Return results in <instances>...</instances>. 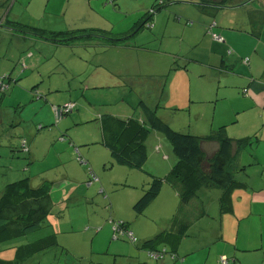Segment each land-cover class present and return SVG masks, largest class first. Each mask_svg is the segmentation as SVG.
<instances>
[{
    "label": "rangeland",
    "instance_id": "374dc122",
    "mask_svg": "<svg viewBox=\"0 0 264 264\" xmlns=\"http://www.w3.org/2000/svg\"><path fill=\"white\" fill-rule=\"evenodd\" d=\"M4 1L0 0V74L10 77L13 84L5 94L0 91V111L12 113L13 107L23 105L17 110L22 112L23 127L10 129L4 113L1 115L0 122L4 124L0 125V193L7 183L24 175L32 177L30 184L34 189L47 181L52 208L39 228L27 231L24 222L7 223L12 238L0 244L1 259L12 261L17 247L54 234L55 247L19 264H118L115 255L128 254L127 247L137 245L127 239L113 240V222L127 223L132 231L135 225L144 234L152 229L155 234L160 217L172 220L162 224L166 230L173 228L177 242L183 221L188 243L193 239L203 243L206 253L214 245L207 246L214 236L209 233L214 230L219 237L230 240L239 231L243 249L261 242L264 248V202L256 200L264 193V34L261 44L252 41L243 46L242 54L236 52L238 57L249 58V66L238 61L236 74L222 75L209 67L219 65L221 51L214 57L210 37L199 43L200 34L186 28L204 25L195 7L200 0H114L113 4L102 0V6L97 0H17L7 15ZM158 1L165 6L154 14L153 20L147 21L129 43L117 47L104 48L98 40L56 45L30 36L20 39L8 30L19 24L47 31L96 28L119 35L144 21L145 14ZM235 3L238 0L231 5ZM254 5L264 10V0H257ZM180 26H184L181 32ZM232 28L251 33L239 25ZM40 83L42 93L35 90ZM62 100L75 107L57 120L52 106L63 107ZM140 101L154 109L175 132L205 137L224 127L228 138L252 142L234 153L233 166L244 170L242 179L254 191L241 192L247 195L242 210L220 214L221 191L213 188L205 189V201L193 200L188 213L180 212L179 190L164 184L171 191L160 190L142 214L134 212L133 205L153 175L145 167L116 164L101 145L97 119L105 114L119 118L137 115ZM61 135L72 141L78 153L85 150L87 156L83 157L88 164L77 162L73 151L75 157H68V144L59 140ZM155 135L164 137L154 131L149 134L145 164H155L157 174H163L153 173L154 176L163 178L165 166L175 156L165 141L157 152ZM21 139L28 140V153L19 150ZM103 165L106 167L100 174ZM89 167L99 181L91 186L87 185ZM65 169L70 173L69 180L63 179ZM251 195L255 196L252 203ZM192 245L194 252H201L195 243ZM185 246L182 245L183 250ZM249 253L257 252H245ZM149 262L158 263L151 259Z\"/></svg>",
    "mask_w": 264,
    "mask_h": 264
},
{
    "label": "trees",
    "instance_id": "16d2710c",
    "mask_svg": "<svg viewBox=\"0 0 264 264\" xmlns=\"http://www.w3.org/2000/svg\"><path fill=\"white\" fill-rule=\"evenodd\" d=\"M13 1L14 2L9 3L8 8L5 11L6 13L10 6H12L17 0ZM230 2L229 0H220L217 4L223 6L224 3L226 6L229 5ZM158 6H161L159 5V1L150 7V11L145 14L144 22L143 20L140 21L135 28L119 35H113L96 28L47 31L19 24H15L16 28L14 30L15 32H18V34H16L17 36H20L21 39L30 36L40 41L52 42L56 45L68 46L76 42L86 43L98 40L103 44L104 48L115 47L129 43L128 40L134 37V35L144 27V24L147 23V21H152L153 13L151 11H154ZM205 7L209 8L210 5L208 4ZM263 13L262 9H252L250 12L247 11V13L245 10L244 12L246 18H249L248 30L251 32L250 34L252 36H255V34L251 31V28L260 27L262 21H264ZM253 15L257 17V21L252 18ZM251 21H255L254 26L251 24ZM2 22L3 21L0 19V24H2ZM212 24L215 23L212 22L207 25L206 35L210 37L211 41L218 44H224V42H219L213 39L211 33H217L214 31L216 25L210 28ZM260 34H262V30ZM226 53L231 55L229 49H226ZM245 60L246 63L244 64L243 61ZM241 61L243 65H249V59L247 57ZM218 67L229 74H236L235 67L226 64L223 59H220ZM4 82L8 87L13 84L10 82L8 76H6ZM7 90L8 88L2 92L5 94ZM243 93L245 94V92ZM35 94L40 97L37 92H35ZM44 100H46V98ZM33 101L35 100H32V102ZM21 106L23 105L11 109L18 118H21L22 115V112H17V110H19L18 108ZM56 108L59 107L52 106V111L54 113ZM137 109L139 110L137 115L127 118H119L105 114L97 119L100 127L101 145L110 152L111 158L119 166L138 169L144 167L146 160L145 142L147 141L149 134L153 131L164 136L163 138L168 142L172 153L175 156L173 166L163 178L155 177L154 174L148 171L149 174L151 173L153 175V178L151 179V182L148 180L150 183H147V188L143 190V194L133 205L134 212L136 214H142L146 207L149 206L158 196L162 186L168 184L175 190H179L178 197L180 199V212L183 210L184 213H188L187 208L189 205H192L193 200H200L197 194L200 189L210 190L217 188L221 191L219 197L220 214L231 213L232 193L236 190H246L248 188V183L242 179V177H245L244 170H236L233 166L234 153L243 150L252 142L249 139L233 140L228 138L224 127L219 128L214 134L205 137H199L189 133L175 132L165 121L156 115L154 109L149 108L144 102L140 101ZM60 118H62V116ZM38 128L41 130L43 127L39 125ZM59 140H65L73 147L72 141L69 138H64V135H61ZM254 141H257V139ZM22 145L25 146L23 147ZM28 147V140L21 139L19 150L28 153ZM73 148L77 150L76 146ZM80 158L81 161H77L82 165L86 164L87 161H85L82 156H80ZM31 179L32 177L24 175L22 178L7 183L0 193V244L12 238V232L7 227V223L17 220L18 222L25 223L26 226L24 229H28L27 231L32 228L36 229L39 228L41 224L40 222L45 214L52 208L48 195L50 182L46 181L43 186L34 189L30 184ZM170 222H172V220H170ZM182 223L185 224L183 221ZM120 226L126 229L129 228V225L124 222H120ZM172 229L173 228L163 231L154 238L145 241L141 244L142 249H158L157 243L163 239L166 240V237L169 235L168 231H171ZM183 232L184 231H182V235L180 234V238L184 236ZM114 237L117 238L116 240L120 238L126 239L120 237L117 233H114ZM56 244V236L50 234L17 247L14 260L5 261L0 258V264H19L36 254L55 247ZM132 244H138V241ZM163 249L167 251L166 247H163ZM174 252L175 251H171V253ZM221 257L222 256H220L219 259ZM226 259L228 262V258ZM161 261L162 259L158 262Z\"/></svg>",
    "mask_w": 264,
    "mask_h": 264
},
{
    "label": "crops",
    "instance_id": "0c3cea01",
    "mask_svg": "<svg viewBox=\"0 0 264 264\" xmlns=\"http://www.w3.org/2000/svg\"><path fill=\"white\" fill-rule=\"evenodd\" d=\"M97 1H98L97 2L98 5L102 6L103 1L102 0H97ZM218 1H220V0H200V2L198 4H195V7L200 14L199 18L203 19L204 25L196 24L192 28L191 27H186V28L188 30H190L191 33L193 31H195L196 33L200 34L201 38H200L199 43H204V41L207 40V37H209L208 35H206V27H207V25L214 22L216 25V27L214 28V31L218 35H221V37L223 38L224 44H218V43H215L212 41L211 47L213 50V54L209 51L210 53L208 52V54H209L208 58L212 57L210 54L214 55V57H215L216 54L219 51H221V56H220L221 60L223 59L226 64L232 65L233 67H235V64H236L235 61L238 62V61H241L243 59L241 57H238L236 52H239L240 54H242L243 46L249 44L252 41L257 42V44L262 43V35L264 34V21H262V25L260 27H258V28L252 27L251 28V31L253 32V34H255V36L257 35L256 36L257 38L254 35L252 36L251 34H247L246 32H242L240 30H236L232 27H237L239 25V27H243L244 29L248 30V27L247 28H245V27L248 26V24H249V18L248 17L246 18V16L240 17V15H238V14L240 12H245V10L247 13V11L250 12V10H252V9L253 10H261V9H258L257 6L254 5V3H256L257 0H238V3H235L233 6L231 4L233 3L234 0H229V2L231 1L230 4L225 6L223 3L224 7L222 5L217 4ZM10 2H11V0H5L4 1L5 4L4 3L2 4L3 10H6L8 8V5ZM208 4L210 5V7L209 8L205 7ZM13 5L10 6L7 13L11 10V8H14ZM249 6H252V7L250 8ZM231 8H234V10L233 11H227V10H230ZM218 11H222V12L220 14H218L217 13ZM262 11L264 12V10H262ZM7 13H5V14H7ZM232 15H235L234 18H231ZM153 17H154V15H153ZM153 17L151 20H153ZM241 18H243L242 22H240V20H242ZM252 18L255 21H257V17H255L254 15L252 16ZM263 19H264V17H263ZM255 21H251V24L253 26L255 25ZM15 28H16V26L13 25L12 29H8V28L7 29L9 31H11L12 34L17 36L18 32H15V30H14ZM183 28H184V26L183 27L180 26V32ZM261 30H262V34H260ZM203 34H204V36H202ZM17 37L20 38V36H17ZM254 38H256V39H254ZM244 40H248V41H246V43H245ZM214 45H216V46H214ZM115 47H117V46H115ZM191 47L195 48L198 46L192 45ZM226 49L230 50L231 55H228L226 53ZM249 65H250V60H249ZM209 67L213 68L215 71H217L218 73H220L222 75L223 74L229 75L228 72L223 71L217 65L213 64L212 66H209ZM22 68H24V70H25L26 67L22 66ZM181 69L182 68L180 67V70ZM0 76H6V74H0ZM8 78L10 80V77H8ZM41 83H44V82H41ZM41 83L36 85L37 87L35 90H37L38 93H42L41 90L44 89L41 86ZM62 102H63V104L66 103V102H64V100H62ZM3 113H4L5 118H7L6 122L9 121V128L10 129H15V127H18V126L23 127L22 126V124H23L22 118H18L13 112L12 113L7 112L6 109L2 112L0 111V121H2L1 115H3ZM62 118H59L57 120H61ZM2 124H4V123L0 122V125H2ZM155 136H156L155 138L157 139V144L155 147H156L157 152L159 153L161 151V149L163 148L162 141H165V142H167V141L164 138L158 137L157 135H155ZM63 142L67 143L65 140ZM167 144H166V146H168ZM67 146L68 147H65V150H67V152H68V157H75L72 153V151L75 150L73 148L75 146L73 145V147H72L70 144H68ZM80 153H82V154H80ZM80 153L79 154L82 157H83V155L87 156L85 150H82ZM167 158L168 157H166V159ZM83 159H84V157H83ZM174 160L175 159H173L170 163H167V165L165 166V168H164L165 174L172 167L171 163H174ZM61 163L63 164V162H61ZM86 163L88 164V162H86ZM149 165L151 167L144 164V167L147 169V171L151 172L152 174L153 173H156V174L159 173L158 167L155 164H149ZM105 167L106 166L103 165V169L102 170L100 169V171H99L100 174H103ZM90 170L92 171V173L94 175H96L91 168H90ZM162 174H163V172L161 174H157V175L161 176ZM88 178L90 180L89 176H88ZM63 179L64 180L71 179V176H70V173L68 172V169H65L64 174H63ZM89 180L87 181L88 186H91V185L99 182L98 181V182H94V183L90 184ZM163 188H166V189H163ZM163 190H164V192L171 191L169 189V187H163L162 186L161 191H163ZM241 192H247V193L252 194L254 191L251 190V188H247L246 190L234 191L232 193V211L236 210V209L242 210L243 204H245V202H246L245 196H247V195H245ZM197 194H198V197L200 198V200L202 199L205 201L207 199L205 189H200L197 192ZM219 194L221 195V192ZM254 200H255V196L251 195L250 196V202L252 203ZM256 200L258 202L259 201L264 202V193L259 195ZM189 208L191 209L192 205H189L187 210H190ZM238 215L240 217H242V214H238ZM157 217L159 218L158 214H157ZM164 221L170 222V219L160 217V219L157 221L158 224L160 225V227L157 230L158 233L156 232L155 234H153L154 231L152 229H150V232H148L147 234H144L143 232H141V230H137L135 225H134L133 231L129 227L128 229L137 238L138 244H136L137 246L135 248L127 247L130 250V253H128V254L122 253V254L115 255V256H118V260H119L118 264H123L120 259H124L123 261H127V262L133 263V264H151L149 262L150 258L148 257V253H147L148 251H150V249H142L141 244L144 243L145 241H148V240L154 238L159 233H161L163 231H167L166 228L162 224V222L164 223ZM152 223H156V222L152 221ZM172 230L168 231L169 235H168V237H166V240L163 239L162 240L163 242L159 241L157 243V248L163 249V247H166V249H167L166 255H164L161 262L157 261L158 262L157 264H219L218 261H219L220 256H226V258H228V264H264L263 242L255 245L253 248H250L249 246H247L245 248L247 250H245V249H243L242 246H240L239 231L236 232V237L234 240L227 239L223 236L219 237L220 234H219V232H217V230H214L213 232L211 231L209 234L212 236L214 234L213 240H212L211 244L209 242H207V246L212 245V244H214V245H213V247H211L210 251L208 253H206V251H204L206 246L204 247L203 243H200L198 241H194V239H193V241H190V243H188L189 239L187 238L188 234L186 231V225L185 224H183L182 222L180 223V234L182 235V231H184L183 232L184 236L180 238V242L176 241L177 239H176L175 235L172 233ZM184 237L186 239H182ZM113 240H116V239H113ZM194 243L197 245V247H199L201 252H203L202 254H201V252H194L196 250L193 248V245H192ZM182 245H186L184 250L182 248ZM188 246H190V248H188ZM171 251H175L174 254L176 255V257L178 259L173 260L171 258V256H170ZM234 251H236V252H234ZM249 251L250 252H257V253H255V254L249 253L250 255L249 254L246 255L245 252H249ZM193 254H194V256H193ZM186 257H187V259L185 260ZM151 260H153V259H151ZM112 264H115V263H112Z\"/></svg>",
    "mask_w": 264,
    "mask_h": 264
},
{
    "label": "built area",
    "instance_id": "2783aa9c",
    "mask_svg": "<svg viewBox=\"0 0 264 264\" xmlns=\"http://www.w3.org/2000/svg\"><path fill=\"white\" fill-rule=\"evenodd\" d=\"M11 2H14V1L11 0ZM110 2L114 3V0H110ZM214 26H215V24H212L210 26V28H212ZM211 35H212L214 40L219 41V42H223V38L220 35L214 34V33H211ZM243 62L245 64L246 60ZM5 78H6V76L0 77V91H5L8 88V85L4 82ZM74 107L75 106L73 103H69V104H65L63 107L56 108L54 111L57 112L59 110L60 113H62V114H69L73 111ZM22 146L24 147L25 145H22ZM25 148H24V150H25ZM73 153L76 155L77 160L81 161V158H80L78 151L75 150ZM87 173L90 177V180H89L90 184L98 181L97 177L92 173V171L90 169H87ZM112 228H113V231H112L113 232V239H117L116 237H114V233H117V235H119L120 237L126 238L131 243L137 242V238L133 235V233L130 230L121 227L120 222H113ZM147 253H148V257L150 259H153L155 261H159V260L163 259L164 255H166V250L158 248L156 250H150ZM170 256L173 260L178 259L174 253H170ZM219 264H228L225 256H222L219 259Z\"/></svg>",
    "mask_w": 264,
    "mask_h": 264
},
{
    "label": "flooded vegetation",
    "instance_id": "af4514ba",
    "mask_svg": "<svg viewBox=\"0 0 264 264\" xmlns=\"http://www.w3.org/2000/svg\"><path fill=\"white\" fill-rule=\"evenodd\" d=\"M113 4V3H112ZM159 5H161V6H158L157 8H155L154 9V11H151L152 13H153V15L154 14H156V13H158L164 6H165V3L164 2H161V3H159ZM1 25L2 24H0V28H1ZM55 114L57 115V112H55ZM70 114V113H69ZM65 115H67V114H62V113H60V117L62 116V117H64ZM59 117V118H60Z\"/></svg>",
    "mask_w": 264,
    "mask_h": 264
},
{
    "label": "water",
    "instance_id": "95a60500",
    "mask_svg": "<svg viewBox=\"0 0 264 264\" xmlns=\"http://www.w3.org/2000/svg\"><path fill=\"white\" fill-rule=\"evenodd\" d=\"M59 117H60V111L58 110L57 111V119H59Z\"/></svg>",
    "mask_w": 264,
    "mask_h": 264
}]
</instances>
